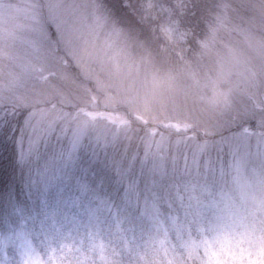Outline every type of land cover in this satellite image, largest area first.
<instances>
[{"label": "snow or ice", "instance_id": "1", "mask_svg": "<svg viewBox=\"0 0 264 264\" xmlns=\"http://www.w3.org/2000/svg\"><path fill=\"white\" fill-rule=\"evenodd\" d=\"M57 7L40 0H26L22 7L12 0H0V76L5 77L0 80V209L5 210V222L0 227L16 225V209L27 208L30 202L17 185V168H31L40 157L41 147L53 138L64 141L58 158L67 168L77 161L87 143L84 128L68 120L58 123L60 117L46 118L45 109H36L18 91L24 86L25 75L48 83L57 75L56 65L79 64L82 50L69 38L64 21L56 14ZM128 7L123 0L113 5L117 12ZM21 15L24 22L19 19ZM12 121L18 126V134L9 135ZM239 128L231 136L205 141L191 156L184 154L182 160L171 154L170 165L162 141L145 142L138 170V151L131 156L127 150L120 154L103 152L123 185L118 196L124 211L153 233L156 259L145 260L142 254L140 264H264V227L257 229L226 214L215 200L197 198L193 202L185 195L195 187L187 178L207 182L224 174L226 149L232 164L238 166L240 149L250 147L247 140L251 136H256L258 153L264 154V108L258 131H252L246 121ZM207 134H213L212 130ZM85 181L77 180L78 195L63 202L65 206L79 207L81 197L88 196ZM99 184L103 185V178ZM36 219L33 217L31 230L25 227L23 232L13 233L11 242L0 239V264H123L113 259L120 255L116 247L109 255L96 234L53 231L43 223L37 226ZM117 239L132 250L126 233Z\"/></svg>", "mask_w": 264, "mask_h": 264}, {"label": "rangeland", "instance_id": "2", "mask_svg": "<svg viewBox=\"0 0 264 264\" xmlns=\"http://www.w3.org/2000/svg\"><path fill=\"white\" fill-rule=\"evenodd\" d=\"M256 1L252 10L260 15L256 21H246V28L216 23L203 31L193 24L195 14L189 13L194 9L193 0H141L144 13L136 22L151 25L155 37L162 41L158 53L141 38L139 29L117 25L98 0H40L58 5L56 14L64 21L69 38L82 50L79 64L72 62L67 67L74 66L86 83L95 85L99 95L103 94L100 98L105 109L116 103L144 114L161 109L188 114L200 109V113L217 116L221 110L236 109L234 104L252 101L262 105L264 0ZM125 3L129 5L127 0ZM19 19L24 22L22 15ZM63 70L62 65H56L57 75L48 83L25 75L24 86L18 91L29 104L40 97L63 98L66 94L55 86L60 82L67 85ZM107 114L106 119L125 121L119 114ZM256 143L255 138L251 174L246 179L239 164L234 191L189 181L195 187L186 197L193 202L197 198L215 200L226 214L247 224L264 213V154L258 153Z\"/></svg>", "mask_w": 264, "mask_h": 264}, {"label": "trees", "instance_id": "3", "mask_svg": "<svg viewBox=\"0 0 264 264\" xmlns=\"http://www.w3.org/2000/svg\"><path fill=\"white\" fill-rule=\"evenodd\" d=\"M98 1L117 25L125 29H139L141 38L148 45L150 43L151 50L160 52L158 48L161 47L162 41L157 36L155 37L151 25L146 22H136V19L138 20L144 13L141 0H127L129 7L120 12L113 8L117 0ZM12 2L23 5L26 0H12ZM123 2L125 3V0ZM254 2L257 1L193 0L194 9L189 13L195 14L192 20L193 24L203 31L209 25L213 26L216 23L223 24L225 27L239 24L246 28L248 26L246 21L251 19L256 21L260 15V11L252 10ZM221 20L224 23H221ZM62 67L65 69L62 74L66 77L64 80L67 81V85L60 82L55 86L66 95L63 98L56 96L51 100L40 97L34 99L31 105L36 109H45L48 119L60 117L61 119L57 120L58 123L68 120L73 125L84 128L88 138L87 143L81 148L77 161L67 168L58 158L64 141L58 142L56 138H53L47 146L41 147L40 157L33 161L31 168H17V185L23 194L29 196L30 202L27 208L16 209V225L9 224L7 227H0V239L11 242L13 233L19 234L25 230V227L31 230L33 217H38L35 221L37 226L43 223L45 227L53 231L57 229L72 231L73 235H76L78 230L81 234L85 232L96 234L98 242L104 244L109 255L113 247H116L120 255L113 259L120 260L123 264H140L142 254H145V260L156 259L152 252V230L143 227L139 220L133 219L124 211L118 196L123 192V185L118 181L103 152L120 154L127 150L128 155L131 156L138 151V170L145 142L149 139L153 143L162 141L169 153L166 160L170 165L171 154H177L181 160L184 154L191 156L205 141L212 142L220 135L231 136L239 132V125L245 121L252 131H258L257 122L261 118L264 99L261 106L252 101L245 103L246 105L234 104L236 109L221 110L222 112L218 113V116L217 114L213 115L212 112L202 111L200 113V109L189 111L188 114L180 112L173 114L168 111L169 109L144 114L134 112L124 105L116 103H110V109H105L102 104L103 99L100 98L103 94L99 95L94 84L90 81L86 83V79L77 74L79 72L74 66ZM71 82L72 84L68 85ZM35 83L37 84V82ZM61 86L62 88H60ZM94 102L95 109L92 105ZM246 112L247 115H245ZM107 113L119 114L124 117L125 121L119 122L111 117L106 119ZM207 130H212L213 134H207ZM13 134H18V126L15 121H12L9 131V135ZM255 138L256 136H251L247 140L250 147L245 149L242 146L239 153L240 169L246 179L252 170L251 156ZM243 143L244 140L241 138V144L243 145ZM225 161L224 174L217 176L214 181L187 179L190 182L213 186L218 190L225 188V190L234 191L239 164L238 166L232 164V157L227 154V149ZM100 178H103L102 186L99 184ZM80 179L86 180L85 190L88 192V196L81 197L79 207L69 208L63 202L78 195L76 182ZM96 191L100 195L96 196ZM4 211V209H0V223L5 222ZM122 233L127 234L128 240L131 242V251L125 249L117 239Z\"/></svg>", "mask_w": 264, "mask_h": 264}, {"label": "clouds", "instance_id": "4", "mask_svg": "<svg viewBox=\"0 0 264 264\" xmlns=\"http://www.w3.org/2000/svg\"><path fill=\"white\" fill-rule=\"evenodd\" d=\"M255 226L257 229L264 227V213L260 214L259 216L253 218L249 222V226Z\"/></svg>", "mask_w": 264, "mask_h": 264}]
</instances>
